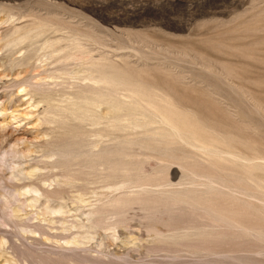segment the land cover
I'll return each instance as SVG.
<instances>
[{
  "label": "rangeland",
  "instance_id": "rangeland-1",
  "mask_svg": "<svg viewBox=\"0 0 264 264\" xmlns=\"http://www.w3.org/2000/svg\"><path fill=\"white\" fill-rule=\"evenodd\" d=\"M33 25L64 29L53 35L70 26L93 32L105 42L104 49L115 53V62L127 59L141 65V73L134 71L128 80L140 84L142 78L171 91L208 125L227 131L233 145L246 153L256 148L258 161L264 164V0H0V264H264V188L253 197L219 186L209 193L201 184L177 185L199 172L253 190L252 181L214 169L205 155L189 160L191 168L175 160L165 169L175 188L196 187L198 194L185 196L180 208L160 212L152 221L163 229H189L190 238L180 237L163 250L149 252L125 245L119 237L108 241L107 250L124 254L105 256L96 251L97 239L67 246L42 233L78 237L88 230V216L101 203V195L90 192L98 184L87 183L79 158L68 159L66 154L53 169L42 162L58 158H44L46 149L63 148L67 142L61 134L64 122H50L51 117L67 122L53 115L57 102L50 97L77 90L88 81L67 75L63 77L68 82L52 79L49 74L58 72V64L38 48L41 42L28 47L27 41L15 47L7 44L13 33L23 34ZM26 144L34 149L21 159L26 171L12 176V159L5 153L13 145ZM66 147L78 151L77 145ZM154 167V162L147 165L148 171ZM258 170L264 184V166ZM243 171L239 176L246 175ZM13 190L22 194L16 216L4 205ZM47 205L51 212H45ZM130 211L132 224L144 215L139 205ZM222 214L244 226L210 225L206 216ZM23 227L31 231L20 233ZM123 230L146 232L136 225Z\"/></svg>",
  "mask_w": 264,
  "mask_h": 264
},
{
  "label": "bare ground",
  "instance_id": "bare-ground-1",
  "mask_svg": "<svg viewBox=\"0 0 264 264\" xmlns=\"http://www.w3.org/2000/svg\"><path fill=\"white\" fill-rule=\"evenodd\" d=\"M29 29L23 34L18 31L13 33L7 44L15 47L27 41L25 47H28L41 42L38 48L48 53V58L58 64L57 73L55 70L48 73L52 79L62 78L68 82L63 77L67 75L76 80L88 81L85 85H80L77 90L64 91L58 94V97H55L57 94L50 97L52 101L57 102L52 105L53 115L66 118L67 121L65 123V120L51 117L50 122H64L66 127L60 125L64 128L61 134L67 136V142L62 144L63 148H45V152L49 151V153L46 152L44 158L49 156L58 158L54 161L42 162L46 168L53 169L63 162L62 158L66 154L68 159L79 158V164L83 166L80 171L87 179V183L98 184L90 192L95 195L100 194L98 201L101 203L90 211L91 216H88V219L91 224H87L88 230L80 232L81 235L78 237L42 232L50 235L55 242L62 245L61 241H63L67 246L80 247L91 244L93 239H97L96 245L100 249L96 251H100L105 256L110 254L122 256L123 252L107 250L108 241L122 237L125 245L133 244L138 249H146L150 252L163 250L169 243H176L180 237L190 238L189 229L181 231L182 227L163 229L152 225L154 223L152 221L158 219L160 212L178 209L177 207L186 201L185 196L192 197L198 194L196 187L175 188L169 174L164 172L175 160L184 162L187 167L189 160L205 155L208 158L207 163L214 169L221 168L220 172L226 169L229 173H235L233 177L237 180H250L254 188L249 190L242 183L226 184L222 179L212 175L199 172L195 174L193 171L194 176L177 185L201 184L207 187L208 191L205 192L209 193L219 190L220 188H217L219 186L253 197H256L258 189L264 188L263 177L258 170L264 164L258 161L260 157L256 148H253L252 153H246L240 147L233 145L227 131L208 125L197 116L195 111L180 103L171 91L144 82L142 78L140 84L128 80V76L133 77L134 71H142L141 65L133 64L127 59L122 63L115 62V53L104 49L105 42L93 32L74 26L66 27L65 32L60 35H53L58 31H64L60 27L45 29L43 26L33 25ZM73 83L71 82L69 87H73ZM69 145H77L78 151L70 150L66 147ZM226 145L233 146L237 151L232 148L225 149ZM43 150L42 148V153ZM33 151L34 149L28 144L24 147L13 145L6 151V156L12 159V176L25 170L21 159L29 156ZM224 153L227 155H223ZM220 159L242 167V171L235 167L225 168L221 165ZM244 161L248 163H243ZM153 162L157 167L148 171L147 165H152ZM188 168L191 167L188 165ZM243 169L246 175L239 176L244 173ZM50 174L54 175L51 172ZM98 188L105 190L99 192ZM89 189L90 187H87L84 190ZM36 191L38 192V189ZM8 194L4 205L6 208H11V212L16 216L20 210L17 203L22 202V194L17 190L9 191ZM36 201H39V198H36ZM195 201L201 203L199 200L195 199ZM135 205H139L144 210V215L132 224L133 217H130L129 213ZM44 209L46 213L51 212V205H47ZM214 216H206L212 226L219 228L226 226L230 229L244 226L233 219H228L225 214H222L223 217ZM133 225L146 228V232L123 230ZM100 229L111 233L105 234ZM28 230L31 231L23 227L20 233ZM91 247L87 250L89 253H92L93 247ZM172 251L176 250L172 249ZM126 255L132 256L131 253Z\"/></svg>",
  "mask_w": 264,
  "mask_h": 264
}]
</instances>
